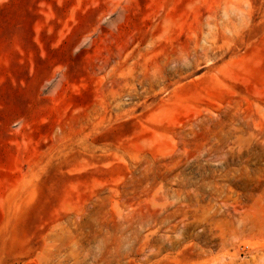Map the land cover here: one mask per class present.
<instances>
[{"label": "rangeland", "instance_id": "obj_1", "mask_svg": "<svg viewBox=\"0 0 264 264\" xmlns=\"http://www.w3.org/2000/svg\"><path fill=\"white\" fill-rule=\"evenodd\" d=\"M0 264H264V0H0Z\"/></svg>", "mask_w": 264, "mask_h": 264}]
</instances>
